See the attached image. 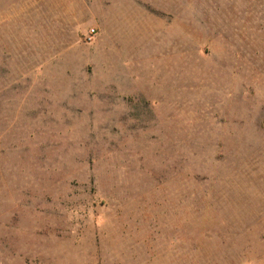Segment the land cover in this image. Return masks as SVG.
Returning a JSON list of instances; mask_svg holds the SVG:
<instances>
[{
	"label": "rangeland",
	"instance_id": "obj_1",
	"mask_svg": "<svg viewBox=\"0 0 264 264\" xmlns=\"http://www.w3.org/2000/svg\"><path fill=\"white\" fill-rule=\"evenodd\" d=\"M0 264H264V0H0Z\"/></svg>",
	"mask_w": 264,
	"mask_h": 264
},
{
	"label": "built area",
	"instance_id": "obj_2",
	"mask_svg": "<svg viewBox=\"0 0 264 264\" xmlns=\"http://www.w3.org/2000/svg\"><path fill=\"white\" fill-rule=\"evenodd\" d=\"M95 32H96V31H95L94 28L90 29L89 36H88V37H89V38H92Z\"/></svg>",
	"mask_w": 264,
	"mask_h": 264
}]
</instances>
